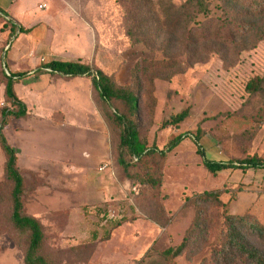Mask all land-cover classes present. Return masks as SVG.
I'll use <instances>...</instances> for the list:
<instances>
[{
	"label": "rangeland",
	"instance_id": "rangeland-1",
	"mask_svg": "<svg viewBox=\"0 0 264 264\" xmlns=\"http://www.w3.org/2000/svg\"><path fill=\"white\" fill-rule=\"evenodd\" d=\"M217 3L211 5L212 36L217 27L244 20L241 4L222 8ZM0 9L7 11H0V111L11 106L5 74L30 71L29 76L39 77L31 84L18 81L23 91L15 84L27 114L9 117L6 127L12 124L20 146L33 154L45 137L44 157L51 166L41 171L22 168L24 212L44 225L41 252L49 264H216V251L226 238L225 211L249 212L264 225V168L212 174L189 136L166 156L155 151L133 163L127 176L117 160L120 127L103 117L91 79L46 69L33 73L52 59H81L129 86L139 60L162 58L159 51L128 36L118 0H0ZM11 22L32 30L13 33ZM260 26L264 27V15ZM217 41L210 42L205 59L184 66L169 79L155 76L153 86L144 85L150 92L140 101V137L149 148L163 149L176 135L195 134L201 127L208 158L264 160V91L251 95L245 89L251 78L264 75V38L256 29L238 33L235 42ZM180 51L176 54L182 59ZM102 105L108 113L125 111L121 101ZM185 108V120L162 127L164 120ZM91 109L103 119L108 149L96 164V147L73 139L80 137ZM61 121L70 124L69 148L74 146L76 153L87 148L90 159L71 151L68 166H62L58 151L49 150L59 145L56 132ZM21 160L26 165L28 153L21 154ZM3 163L0 147V264H25L28 235L12 223V183L5 179ZM146 172L159 177L160 186L138 182V175ZM213 190L220 191L223 204L199 201V194ZM198 203L203 209L201 224L189 236L188 247L178 256L164 254L188 234ZM252 241L264 250V239L252 236Z\"/></svg>",
	"mask_w": 264,
	"mask_h": 264
},
{
	"label": "trees",
	"instance_id": "trees-1",
	"mask_svg": "<svg viewBox=\"0 0 264 264\" xmlns=\"http://www.w3.org/2000/svg\"><path fill=\"white\" fill-rule=\"evenodd\" d=\"M118 1L124 9L128 36L133 41L143 42L151 50H157L163 55L162 58L139 60L133 67L132 83L129 86L118 84L112 75L81 59H52L43 63L33 73L38 75L46 69L53 74L70 77L86 76L91 79L96 93L95 101L103 117L107 120L111 118L120 127L117 160L126 171L127 176L131 177L133 163L139 162L143 157L155 151L166 156L189 136L195 141L205 168L212 174L216 175L225 169L264 168V160L256 156L227 161L208 158L201 141L204 133L201 127L197 128L195 134L176 135L163 149L149 148L140 137V101L142 94L146 97L150 92L149 89L146 91L144 85L153 86L155 76L169 79L173 74L181 71L184 66H191L195 62L205 59L209 52L210 42L217 43V40L226 43L235 42L238 33L245 35L256 29L260 33V38H264V27H259L260 18L264 15V0H182L179 5H175L172 0ZM216 1L222 8L241 4L245 8V12L243 13L244 20L241 23L234 22L231 25L224 24L222 27H217L212 36L211 5ZM0 11L7 14V11L2 9ZM221 20L223 21V19ZM10 24L13 33H27L32 30V27L26 28L15 22ZM180 49H182L180 51L182 59H179L180 57L176 54V51ZM30 74V71L5 74V95L11 106H6L0 111V147L5 157L3 163L5 179L12 183L11 220L19 231L28 235L24 250V263L49 264L41 252L45 239L44 225L39 217L24 212L26 209V171L19 166L17 150L9 142L5 133L9 117L20 118L27 114L26 103L17 95L15 84ZM245 89L251 95L263 92L264 75L251 78L246 83ZM114 100L121 101L125 105V111L120 112L115 109L112 113H108L102 103L108 105ZM188 115L189 108H185L164 120L162 127L179 124ZM137 179L140 183L152 186L161 184V179L149 172L142 176L138 175ZM198 196L200 202L223 204L218 190L205 192ZM196 208L197 215L188 234L179 245L167 248L164 254L174 257L186 250L189 245V236L201 224L200 216L203 210L201 204H196ZM224 225L226 238L222 247L216 251V264H264V250L252 241V236L264 239V225L254 215L249 212L232 214L225 211Z\"/></svg>",
	"mask_w": 264,
	"mask_h": 264
},
{
	"label": "crops",
	"instance_id": "crops-1",
	"mask_svg": "<svg viewBox=\"0 0 264 264\" xmlns=\"http://www.w3.org/2000/svg\"><path fill=\"white\" fill-rule=\"evenodd\" d=\"M83 76H75L74 78H80ZM39 79L38 78H33L31 76H27L23 79H21V82H25V84H31V82L37 81ZM19 86V83L16 84V90L17 91H23ZM89 115V116H87ZM82 132L78 133L79 134V138L74 139V141H81V142H88L91 145L95 146L97 149V155H96V162L94 164H96L97 162H99L103 157H106L108 154V149H107V140H106V130L105 127L103 125V119L101 118L100 115H97L95 112L92 113V109L88 111V113L85 114L84 116V120L82 122ZM61 128H58L56 134H57V139H58V143L59 145H57L55 148L54 147H49V150H53V151H58V153L61 156V164L62 166H68V159L70 156L71 151H73L74 146H72V148H69V141H71V137H70V133H69V126L70 124L67 121H61ZM5 133L6 136L9 140V142L12 144V146L15 147V149L17 150V155H18V164L19 166L28 168V169H33L36 171H41L43 170L46 166H49L51 163H49L46 159H45V154L43 152L44 149H46V143H45V137L42 136V141H41V147L40 150L36 153H30L29 150L24 149L23 147L20 146V135H18V133H15L14 127L13 125L9 124L6 129H5ZM22 137H25V134L22 135ZM75 143V142H74ZM52 148V149H51ZM65 150L67 151V154L65 156ZM23 153H28V161L26 163V165H24V163H22L21 160V154ZM75 155H77L78 157H82L83 154H87L90 157H92V154L90 152V150H88L87 148H84L81 153H76L74 152ZM5 160V157H4ZM53 164V161H51ZM51 166V165H50ZM36 196V195H35Z\"/></svg>",
	"mask_w": 264,
	"mask_h": 264
},
{
	"label": "built area",
	"instance_id": "built-area-1",
	"mask_svg": "<svg viewBox=\"0 0 264 264\" xmlns=\"http://www.w3.org/2000/svg\"><path fill=\"white\" fill-rule=\"evenodd\" d=\"M41 8H44V5H40ZM103 169V167H101Z\"/></svg>",
	"mask_w": 264,
	"mask_h": 264
}]
</instances>
